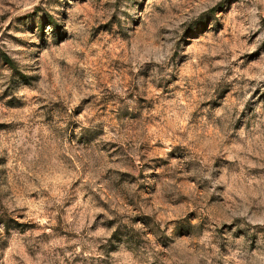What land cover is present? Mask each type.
Returning a JSON list of instances; mask_svg holds the SVG:
<instances>
[{"label": "rangeland", "instance_id": "obj_1", "mask_svg": "<svg viewBox=\"0 0 264 264\" xmlns=\"http://www.w3.org/2000/svg\"><path fill=\"white\" fill-rule=\"evenodd\" d=\"M0 264H264V0H0Z\"/></svg>", "mask_w": 264, "mask_h": 264}, {"label": "trees", "instance_id": "obj_2", "mask_svg": "<svg viewBox=\"0 0 264 264\" xmlns=\"http://www.w3.org/2000/svg\"><path fill=\"white\" fill-rule=\"evenodd\" d=\"M4 57H5V60H7V62H9V63H12V60H11V58H9L8 56H6V55H4Z\"/></svg>", "mask_w": 264, "mask_h": 264}]
</instances>
